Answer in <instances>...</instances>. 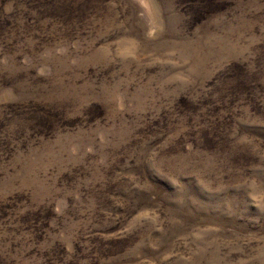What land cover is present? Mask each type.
Masks as SVG:
<instances>
[{"label":"rangeland","instance_id":"1","mask_svg":"<svg viewBox=\"0 0 264 264\" xmlns=\"http://www.w3.org/2000/svg\"><path fill=\"white\" fill-rule=\"evenodd\" d=\"M0 264H264V0H0Z\"/></svg>","mask_w":264,"mask_h":264}]
</instances>
